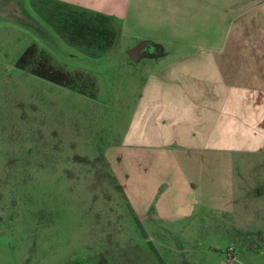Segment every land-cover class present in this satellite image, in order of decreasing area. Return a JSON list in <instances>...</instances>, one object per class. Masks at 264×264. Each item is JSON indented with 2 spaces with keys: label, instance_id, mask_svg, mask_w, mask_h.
<instances>
[{
  "label": "rangeland",
  "instance_id": "obj_1",
  "mask_svg": "<svg viewBox=\"0 0 264 264\" xmlns=\"http://www.w3.org/2000/svg\"><path fill=\"white\" fill-rule=\"evenodd\" d=\"M95 2L115 0H0V264H264V182L249 158L195 177L190 215L152 220L134 193L138 219L130 210L105 160L148 70ZM40 63L65 84L33 75Z\"/></svg>",
  "mask_w": 264,
  "mask_h": 264
},
{
  "label": "crops",
  "instance_id": "obj_2",
  "mask_svg": "<svg viewBox=\"0 0 264 264\" xmlns=\"http://www.w3.org/2000/svg\"><path fill=\"white\" fill-rule=\"evenodd\" d=\"M95 6L99 21L118 19L121 45L136 41L126 53L143 47L136 63L148 70L135 113L105 160L137 219L131 193L145 198L139 213L152 220L192 214L185 198L196 197L195 177L211 181L221 156L249 158L262 178L251 182H264V0Z\"/></svg>",
  "mask_w": 264,
  "mask_h": 264
},
{
  "label": "trees",
  "instance_id": "obj_3",
  "mask_svg": "<svg viewBox=\"0 0 264 264\" xmlns=\"http://www.w3.org/2000/svg\"><path fill=\"white\" fill-rule=\"evenodd\" d=\"M33 55H34V48L33 46H30L20 56V58L16 63V66L21 68L22 65L27 61V59ZM39 65H40L39 68L32 70L33 75L40 77L42 79H46L56 85L63 86L65 84L66 75L64 73L57 70H53L51 68L45 69L43 64L41 65V63Z\"/></svg>",
  "mask_w": 264,
  "mask_h": 264
},
{
  "label": "water",
  "instance_id": "obj_4",
  "mask_svg": "<svg viewBox=\"0 0 264 264\" xmlns=\"http://www.w3.org/2000/svg\"><path fill=\"white\" fill-rule=\"evenodd\" d=\"M143 50V47H137V48H135V49H132L130 52H132V53H130V57L131 58H135V57H138V55H139V53L141 52ZM137 59V58H136Z\"/></svg>",
  "mask_w": 264,
  "mask_h": 264
}]
</instances>
